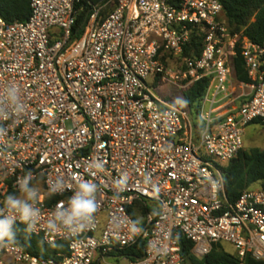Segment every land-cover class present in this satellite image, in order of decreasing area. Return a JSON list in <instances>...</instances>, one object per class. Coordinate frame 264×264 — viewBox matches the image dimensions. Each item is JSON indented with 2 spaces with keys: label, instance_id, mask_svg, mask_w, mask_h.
Masks as SVG:
<instances>
[{
  "label": "built area",
  "instance_id": "2783aa9c",
  "mask_svg": "<svg viewBox=\"0 0 264 264\" xmlns=\"http://www.w3.org/2000/svg\"><path fill=\"white\" fill-rule=\"evenodd\" d=\"M30 1L26 22L0 16V90L18 84L23 103L14 115L0 100L10 117L0 120V200L31 172L45 215L81 178L97 185L99 211L78 236L49 243L33 233L49 246L66 242L67 254L40 259L10 245L0 264H185L181 238L199 260L228 243L239 260L264 262V189L232 203L223 170L244 150V128L264 123V47L229 29L220 0ZM195 36L201 54L186 56ZM239 44L251 79L241 85L253 95L222 115ZM203 80L193 129L155 86ZM57 177L66 190L49 194ZM139 241L143 256L129 257Z\"/></svg>",
  "mask_w": 264,
  "mask_h": 264
},
{
  "label": "trees",
  "instance_id": "16d2710c",
  "mask_svg": "<svg viewBox=\"0 0 264 264\" xmlns=\"http://www.w3.org/2000/svg\"><path fill=\"white\" fill-rule=\"evenodd\" d=\"M100 0H94L97 3ZM223 6V17L229 29L233 33L242 34L254 44L264 47V0H220ZM86 4V1H83ZM31 15L30 0H0V16L9 24L26 22ZM83 24V18L78 20V26ZM203 46V36H195L192 39L189 52L186 56L201 54ZM264 70V67H263ZM233 75L242 84H251V79L245 69L243 58L241 57L240 44L237 46V58L233 61ZM207 80L194 84L185 94V102L191 110L189 112L191 120L196 128L199 127L198 112L204 94L208 88ZM254 123L264 124L261 121ZM224 185L226 194L230 202H236L245 190L258 185L264 189V150L253 149L242 150L237 158L230 161L224 167ZM21 229L23 226H20ZM14 246L21 247L26 253L40 259H56L59 253L67 254L68 244L60 242L53 246L44 243L42 237L34 234H27L18 231L17 241ZM182 258L185 264H264L251 257H246L243 261L237 257L226 253L221 245L215 246L212 251L203 259H197L193 253V244L186 238L180 239ZM145 242L139 241L128 251V256L140 258L144 254Z\"/></svg>",
  "mask_w": 264,
  "mask_h": 264
},
{
  "label": "clouds",
  "instance_id": "9594fccd",
  "mask_svg": "<svg viewBox=\"0 0 264 264\" xmlns=\"http://www.w3.org/2000/svg\"><path fill=\"white\" fill-rule=\"evenodd\" d=\"M0 100L12 107L14 115L23 110L21 88L16 83L8 84L0 90ZM9 118V113L0 107V120L6 121ZM4 134L5 130L0 126V136ZM100 167L98 164L97 168ZM33 180L31 172L18 177L16 192L0 200V249L15 244L18 231L21 230L29 235L43 231L48 242L54 243L50 237L59 234L75 237L91 229L94 224L99 204L96 198L97 185L93 181L83 178L76 180L74 186L67 187L72 193L67 200L58 202L45 215L39 206L40 187ZM65 190L64 180L59 177L48 187L49 194L53 195Z\"/></svg>",
  "mask_w": 264,
  "mask_h": 264
},
{
  "label": "rangeland",
  "instance_id": "374dc122",
  "mask_svg": "<svg viewBox=\"0 0 264 264\" xmlns=\"http://www.w3.org/2000/svg\"><path fill=\"white\" fill-rule=\"evenodd\" d=\"M243 87L245 89L247 88L245 86ZM188 90L189 89L186 88L179 89L176 86L168 83H163L155 86V93L157 94V96L176 106H180L184 109L188 108L189 110H191V108H189L185 102V94L188 92ZM252 95L253 93L250 96H242L240 98L241 103L243 104L248 101V99H250ZM190 122L193 126L192 128L196 129L194 121L191 120V118ZM199 123L201 122L199 121ZM195 136H197V133H195ZM195 141L197 142L196 138ZM243 142L245 151H250L253 149L264 150V124L253 123L245 127L243 132ZM253 187L258 188L259 186L255 185ZM221 247L226 253L235 256V250L230 244L223 243L221 244ZM110 263L115 264V261L110 260ZM121 264H128V262H122Z\"/></svg>",
  "mask_w": 264,
  "mask_h": 264
},
{
  "label": "crops",
  "instance_id": "0c3cea01",
  "mask_svg": "<svg viewBox=\"0 0 264 264\" xmlns=\"http://www.w3.org/2000/svg\"><path fill=\"white\" fill-rule=\"evenodd\" d=\"M230 93H231L230 98L226 102L221 103L222 105L219 108L223 107V109L219 112V114H222V115L226 114L231 109L238 108L241 105H243L244 103L243 104L241 103L240 98L242 96H247V95L250 96L252 94V91L250 89H247V88L245 89L241 85V83H239L235 79V77L233 75L232 87H231Z\"/></svg>",
  "mask_w": 264,
  "mask_h": 264
}]
</instances>
